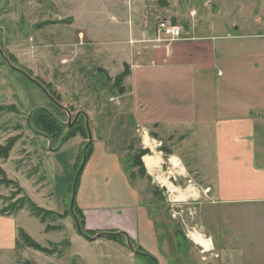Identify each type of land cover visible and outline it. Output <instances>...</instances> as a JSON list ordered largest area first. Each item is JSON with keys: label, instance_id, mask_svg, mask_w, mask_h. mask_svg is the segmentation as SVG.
<instances>
[{"label": "rangeland", "instance_id": "374dc122", "mask_svg": "<svg viewBox=\"0 0 264 264\" xmlns=\"http://www.w3.org/2000/svg\"><path fill=\"white\" fill-rule=\"evenodd\" d=\"M206 1L0 0V146L12 142L9 154H3L16 156L9 166L16 171L19 164L21 180L37 182L43 187V196L52 194L50 198H36L47 211L41 215L42 223L56 226L51 230L55 232L37 236L38 248L20 237L21 253L26 254L19 257L18 264L155 263L153 256H146L135 243L121 247L108 236L96 240L82 236L84 247L67 243L77 231L76 216L67 211L84 155L89 147L92 153L95 144L102 142L133 170L130 178L140 188L169 264H224L219 252L202 253L201 246L190 237L194 231L210 237L214 186L206 191L207 181L194 175V159L188 164L182 161L186 167L182 174L170 173L169 157L196 155V129L187 127L189 123L184 120L189 117L179 111L190 104L177 97H185L191 89H183L185 81L177 79L183 73L177 71L179 66L152 63L155 45L185 38L186 24L192 32L196 12L206 17L209 10L218 11L214 0L210 7L205 6ZM162 21L179 25L182 36L178 40L164 37L158 30ZM201 23L196 34H208ZM48 116L56 123L50 126ZM143 129L165 143L164 149L158 148L164 153L156 171L135 165L141 151L160 157L151 154L155 146L146 147V140H151L146 132L144 142L141 139ZM7 159L0 157V164ZM164 179L181 192L189 188L191 179L196 194L190 192L189 198L177 200L181 192H171ZM0 181L3 210L16 213L26 209L31 213L28 208L33 200L1 166ZM25 186L33 194L29 184ZM61 206L68 209L67 217L71 215L65 229L62 215L48 212ZM210 232L217 234L214 229ZM73 248L89 258L85 262L73 258Z\"/></svg>", "mask_w": 264, "mask_h": 264}, {"label": "crops", "instance_id": "0c3cea01", "mask_svg": "<svg viewBox=\"0 0 264 264\" xmlns=\"http://www.w3.org/2000/svg\"><path fill=\"white\" fill-rule=\"evenodd\" d=\"M214 1L218 11L209 10L206 17L196 12L192 32L188 24L183 27L185 38L155 45L152 63L174 68L184 65L177 68L183 71L177 79L187 82L181 86L190 88L191 93L177 97L190 104L179 111L188 115L184 120L189 123L187 127L196 129V155L174 156L184 163L196 160L194 175L207 181L206 191L214 186V215L208 224L212 248L224 257V264H264V0ZM211 4L212 0H207L205 6ZM201 22L208 34H196ZM90 154L82 166L84 172L74 199L88 234H81L77 226L78 232L72 233L67 243L84 247L82 236L96 240L109 233L113 235L108 236L110 240L121 247L135 243L158 264H169L140 188L130 178L133 170L103 142L95 144ZM145 156L142 160L148 168ZM15 158L10 155L0 166L43 208L36 196L46 199L52 194L43 196V187L37 182L21 180L19 164L16 171L9 166ZM66 210L61 206L52 211L63 214ZM3 211L0 202V264H18L19 257L25 256L19 244L21 231L36 242L42 232H55H47L42 221L26 209ZM70 217L64 218L63 229ZM213 229L216 235L210 232ZM70 252L82 262L89 258L74 248Z\"/></svg>", "mask_w": 264, "mask_h": 264}, {"label": "trees", "instance_id": "16d2710c", "mask_svg": "<svg viewBox=\"0 0 264 264\" xmlns=\"http://www.w3.org/2000/svg\"><path fill=\"white\" fill-rule=\"evenodd\" d=\"M122 77L123 76H119V78L120 79H122ZM48 118H49V125L51 126V125H53L54 123H56V121H55V119L52 117V116H48ZM69 137H71V135L70 136H68V137H65V139H63V141H65L66 139H68ZM62 141V144L64 143ZM12 146H13V143L12 142H10V143H8V145L6 146V147H3V146H0V157H4V158H8L9 157V155H3L4 154V152H6V154H9V152H10V150L12 149ZM90 150H91V148L89 147V149H87V152H86V159L88 160V158H89V155H91L90 153ZM145 154H147V151H141V153L139 154V156H138V158L137 157H135L136 158V164L135 165H138V166H140L141 168H142V170H145V166H144V162H143V160H142V157L145 155ZM81 172H82V170L79 172V175H78V178L80 177V174H81ZM78 178L76 179V184H75V190H76V187H77V183H78ZM8 181V180H7ZM2 182L3 181H0V184H2ZM8 182H11L10 180L8 181ZM30 203V206H29V210L31 211V213L34 215V216H36V217H38V218H43V216H41L42 215V213H46L47 211L44 209V208H42V207H40V206H38L35 202H29ZM74 205V207H73V210H71L70 208H69V210L67 211V212H69V214H71L72 215V213H73V215L74 216H76V218H78V223H79V225H80V233L81 234H88V232H86L85 230H83L84 229V217H83V215L81 214V213H79V211H78V209L76 208V206H75V203L73 204ZM3 212H7V210H4ZM48 212H54V211H48ZM66 214L67 213H63V214H61L62 215V219L63 218H66ZM60 215V216H61ZM41 221L43 222L44 220L43 219H41ZM76 227H77V224H76ZM56 229V226L54 227V226H47L46 227V230L47 231H51V230H55ZM103 235H107V236H113L112 234H109V233H103ZM20 237H22L24 240H25V242L26 243H29L31 246H33V247H39V245H38V243L36 242V241H34L28 234H26L25 232H23V231H21V233H20ZM146 256H148V255H146ZM149 257V256H148ZM151 261H153V262H156L155 261V259H153V258H151ZM154 264H156V263H154Z\"/></svg>", "mask_w": 264, "mask_h": 264}, {"label": "bare ground", "instance_id": "6f19581e", "mask_svg": "<svg viewBox=\"0 0 264 264\" xmlns=\"http://www.w3.org/2000/svg\"><path fill=\"white\" fill-rule=\"evenodd\" d=\"M146 143L148 145L151 144V140H146ZM145 159V162H146V165L147 167L149 168L150 171H153L154 169L156 168H159V163L161 162V158L158 156V155H147L144 157ZM172 169L171 171H177V172H184L185 168L183 167V165L181 163H179V160L178 159H175L173 162H172ZM161 167V166H160ZM186 174V173H185ZM162 182L164 184H167L168 186V189L171 190V192H181V190L175 186L174 184L168 182L166 179L162 180ZM189 187V186H188ZM195 193L196 194V188L195 186H190L188 189H186V191L184 192H181V195L179 194L178 195V198L177 200H184V199H187L189 198V196L191 195V193ZM191 238L194 240V242L196 244H198L199 246L203 247L205 250H209L212 248V243H211V239L209 238H205V236L198 232V231H194V232H191Z\"/></svg>", "mask_w": 264, "mask_h": 264}, {"label": "built area", "instance_id": "2783aa9c", "mask_svg": "<svg viewBox=\"0 0 264 264\" xmlns=\"http://www.w3.org/2000/svg\"><path fill=\"white\" fill-rule=\"evenodd\" d=\"M158 30H159V32L162 34V35H164V37H166L167 39H170V40H178L179 38H180V36H182V28L179 26V25H176V24H172L171 22H168V21H162V22H159V25H158ZM141 131V139H143L144 138V132H146L147 134L146 135H148L150 138H151V141H152V145L153 146H155V148H157L156 150H154L153 151V149H151V151H152V153L154 152V153H158L160 156H162V153H163V151L161 150H159L158 148H161L162 149V147H163V142L161 141V140H159V139H156L155 137L154 138H152L151 136H150V134H149V132L148 131H145V129H143V130H140ZM143 142H144V139H143ZM146 144V143H145ZM151 144L150 145H147L146 144V147H148V148H152L151 147ZM172 157H175V156H171V157H169V162H170V165H171V167H170V173H180V172H176V171H171V169H172ZM177 158V157H176ZM181 161V160H180ZM182 162V161H181ZM180 162V163H181ZM184 167V166H183ZM181 174H182V172H181ZM180 175V174H179ZM169 178H171V177H169ZM188 184H189V187L190 186H194V184H193V181L191 180V179H189L188 180ZM164 186V185H163ZM166 188H168V187H166ZM210 239V238H209ZM202 248V253H206V252H212L213 251V248L212 249H210V251H207V250H205L203 247H201Z\"/></svg>", "mask_w": 264, "mask_h": 264}, {"label": "water", "instance_id": "95a60500", "mask_svg": "<svg viewBox=\"0 0 264 264\" xmlns=\"http://www.w3.org/2000/svg\"><path fill=\"white\" fill-rule=\"evenodd\" d=\"M91 136V135H90ZM85 162H86V155H84V161H83V164H82V166H84V164H85ZM81 166V169H80V171L82 170V167ZM74 199H75V192H74V196H73V200H72V204H71V207L73 208V204H74ZM76 219V221H77V226H78V230H80V225H79V223H78V220H77V218H75ZM97 236H101V234H99V235H97Z\"/></svg>", "mask_w": 264, "mask_h": 264}, {"label": "flooded vegetation", "instance_id": "af4514ba", "mask_svg": "<svg viewBox=\"0 0 264 264\" xmlns=\"http://www.w3.org/2000/svg\"><path fill=\"white\" fill-rule=\"evenodd\" d=\"M156 264H158L157 262H155Z\"/></svg>", "mask_w": 264, "mask_h": 264}]
</instances>
